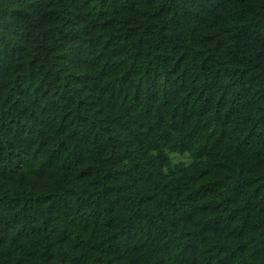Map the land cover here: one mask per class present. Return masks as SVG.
I'll return each instance as SVG.
<instances>
[{"label":"trees","instance_id":"trees-1","mask_svg":"<svg viewBox=\"0 0 264 264\" xmlns=\"http://www.w3.org/2000/svg\"><path fill=\"white\" fill-rule=\"evenodd\" d=\"M0 264H264V0H0Z\"/></svg>","mask_w":264,"mask_h":264},{"label":"rangeland","instance_id":"rangeland-1","mask_svg":"<svg viewBox=\"0 0 264 264\" xmlns=\"http://www.w3.org/2000/svg\"><path fill=\"white\" fill-rule=\"evenodd\" d=\"M178 156H179V154H173V156H172V157H174V158H175V157H178Z\"/></svg>","mask_w":264,"mask_h":264}]
</instances>
